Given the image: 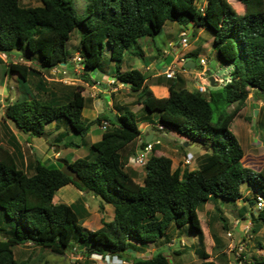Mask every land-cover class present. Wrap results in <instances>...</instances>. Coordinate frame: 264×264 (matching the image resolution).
<instances>
[{
    "label": "trees",
    "instance_id": "1",
    "mask_svg": "<svg viewBox=\"0 0 264 264\" xmlns=\"http://www.w3.org/2000/svg\"><path fill=\"white\" fill-rule=\"evenodd\" d=\"M40 1L41 5L24 6L20 0H0V53L19 54L31 62H10L6 72L17 73L24 80L39 77L38 94L8 103L6 118L25 134L38 137L46 133L48 123L60 117H66L73 130L83 136L104 119L110 125L102 138L91 144L88 156L64 160L77 172L74 177L65 174L62 165L39 158L29 174L10 150L0 146V212L10 220L7 236L1 237L6 228L0 225V264H26L16 257L14 247L29 242L60 255L72 248V242H80L85 263L93 254L123 259L136 244L147 245L162 237L167 243L174 227H190V233L197 234L203 243L201 206L216 197L241 199L251 206L259 195L264 198V167L256 171L243 164L244 149L231 129L246 106L250 89L264 94V0H237L244 6L242 12L229 0H207L204 10L199 0H85L84 13L76 6L77 0ZM168 20L211 30L221 61L236 64L231 81L204 94L178 86L171 79L170 94L157 97L141 69L122 70L125 53L143 57L139 39L157 36ZM78 27L83 30L76 50L83 59V76L89 77L101 67L109 48L117 80L139 92L138 103L149 115L157 116L164 130L210 148L199 167L190 170L179 165L174 169L173 159L158 155L160 144H155L145 164L143 183H139L122 154L128 144L142 136L141 148L148 143L136 114L127 110L116 118L104 114L85 121L83 86H70L71 91L64 86L65 90L57 92L50 88L43 76L62 63H72L66 46ZM233 104L236 106L229 111ZM215 111L218 119H214ZM69 144L77 145L73 141ZM70 183L100 197L101 209L112 205L113 219L103 217L98 229H85L80 220L89 211L81 199L71 204L54 201L56 192ZM246 183L253 188V197L244 195ZM251 218L257 232L264 225V207ZM201 258L197 264H217L206 251ZM123 260L177 264L163 251ZM253 264H264V256Z\"/></svg>",
    "mask_w": 264,
    "mask_h": 264
},
{
    "label": "rangeland",
    "instance_id": "2",
    "mask_svg": "<svg viewBox=\"0 0 264 264\" xmlns=\"http://www.w3.org/2000/svg\"><path fill=\"white\" fill-rule=\"evenodd\" d=\"M20 2L21 5L24 6L41 5L40 0H20ZM229 2L238 12H242L243 9L241 8L244 6L241 2H238L237 0H229ZM206 4L207 0H199L198 2L199 6H205ZM76 6L78 7L80 13H84L87 4L85 0H77ZM82 32L83 30H81L79 27L75 29L71 39L67 43L66 48L71 62L74 61V58L78 55L76 50H78ZM182 33H185L188 37L189 45L187 47H183L179 44ZM213 34L214 33L211 30H203L201 27H197L193 23L168 20L160 34L154 37L141 38L139 39V44L148 55L150 53L157 54L159 51L164 50L166 51L165 55H170L171 57H173L176 53L182 52L181 57H183L186 61L192 59L196 61V63H199L201 58H206L208 59L206 69L210 70L213 75H216L223 81H226L233 77V70L235 69L236 64L225 63L221 61L216 49H214V40L212 38ZM148 39L149 41H147ZM181 57L179 56L178 59L175 60V64L178 67L185 65V62H182ZM162 60L163 58H161V61ZM161 61L158 62V60L153 57L144 58L127 51L124 55L122 68L124 70L142 68L143 73L150 77L151 74L156 73L155 70L157 69L154 68L151 72H147L145 68L146 64L150 62L158 64L160 63L159 69H161L162 72L164 67L161 66ZM10 62H20L27 65L31 64L30 61L25 60L19 54L6 55L0 53V100L4 101V103L3 101L0 103V146L10 150V152L13 153V155L18 159L19 166L27 169L28 173L31 174L32 170L27 168L26 164L28 162L30 163L31 161H34L35 157H39L46 162L55 161L56 158H63L61 157L63 155L58 154L59 150L62 149V143L54 139V136H58L60 131H58L57 128L54 129L53 127H48L46 133H44L43 136H35L33 141L31 138H29V135L20 131L12 121L7 120L5 111L8 103L23 97L29 98L30 94L36 91L35 85H37L39 81V77L35 75L30 76L29 80H24L17 73L5 72L7 71L6 69ZM137 62L139 63L138 65L136 64ZM71 65H74V62H72V64L70 63L68 67H71ZM63 71L64 70H62V72ZM62 72L56 67L51 71L45 72L43 79H46L47 83L51 82L54 84H59V88L62 86H67V91H71L73 89L70 86H83L84 94L87 96L90 95V99L92 100L90 105L86 104V107L84 108L83 118L85 121L93 120L102 114L108 115L111 118H115V115L110 116L112 112L107 105V102L111 99L110 97L103 95L102 91H96L90 87V85L83 83L81 75H74L70 71H65V73ZM115 72L116 62L111 59L110 49L106 48L101 67L93 70V76H95L97 80L105 83L106 81L110 82L113 79L117 80L115 77ZM7 74H10V76H7ZM75 78H78L79 80L72 81ZM155 81L156 83L158 81V83H165L167 85L172 83V80L167 79L165 75L158 79L152 80L149 84L153 85ZM101 85L102 84H97V86ZM207 87L208 92L206 94H209L213 87ZM132 96L138 97L136 94ZM134 103H138V99H136ZM246 104L247 107L243 108V110H241L233 120L231 129L238 137V140L244 149V157L242 158L243 164L258 171L264 167V94L250 89L249 98ZM235 106L236 104L230 106L228 108L229 111L233 110ZM139 107L140 106L138 104L135 105V111H138V119H143L141 112L137 110ZM131 108L132 107H130V109ZM256 110H258L257 113ZM126 113L128 112L126 111ZM218 115L219 113L215 111L214 119H218ZM154 117L155 116L153 115L152 121L156 122L157 125L160 124L161 122L157 121V119ZM253 118H256L255 122L253 121ZM58 121L61 125V130L66 133L64 136L65 141H73L79 145L74 146L78 156H86L87 154H90L92 151L90 147L93 143L92 141L95 142L102 138V132L104 130L98 123L93 124L89 134L83 136L73 130L66 117H60ZM144 121L149 122V120ZM144 121H140L141 129H157V127H155L156 125L146 126V122ZM164 132H162L160 139L161 151L156 153L158 155L164 154L170 156L173 159L174 169L180 165L183 168L186 167L191 170L199 167L202 164V161L205 158L204 156L200 158L198 157L196 161H193L191 159L192 156L190 159L188 156L186 157L187 152L193 155V153L195 154L203 150L206 152L211 151L209 147L204 146L200 142H194L183 135L176 134L174 131L168 134H164ZM12 134L16 138L21 149L20 151L22 153V157H19L18 155L20 152H17V149H14L17 147L14 144L15 142L11 143L10 136ZM184 142L193 143L196 144V146L193 148L190 147L187 150L184 149ZM137 153L139 152L137 151ZM137 153H134L131 146L126 148L124 150V154L127 156L130 155V158L128 160L125 159L126 162H124L128 170L131 169L137 172L136 180L139 183H143V179L145 177V165H140L136 162ZM242 188L244 195L248 196L249 198L253 197L254 190H252L253 188L251 186L246 183ZM92 196L93 195L90 193L80 191L74 184H67L56 192L54 201L57 203L64 202L71 204L76 200L81 199L79 202H88L92 208L90 209L91 215L89 214V217L87 216L88 218H81L80 223H82L85 229L95 230L98 229L102 224L101 221L96 218V210L93 207L97 206V209H99L101 198ZM242 206H247L249 211L248 214L242 210L239 211ZM110 208L113 212V208L111 206ZM207 209H210L211 212L207 213ZM214 210L216 211L214 212ZM257 211L256 205L251 206L249 203H246L245 205L242 200L233 201L227 200L223 197H216L212 199V201H210L206 207L204 205L201 206L198 210V213L201 226L204 227V231L206 232L207 244L205 246V251L210 254L209 259H214L217 264H253L256 258L264 256V225H262L257 232L254 231V226L250 232H247L248 225L252 226L250 223L251 214H257ZM213 214L214 216H212ZM79 215L81 216L82 213L79 212ZM219 216H222V218L224 217V219H220ZM8 222H10L9 218H7L3 212H0V225L1 227L6 228L1 231V237L7 236L9 234L10 226L8 225L9 227H6V223ZM189 228L186 227L182 229V234L189 235ZM229 231L232 233L231 236L228 235ZM183 235L177 237L178 242L181 241V237H184ZM185 241H187L190 245V243L192 244L193 241H197L196 243H198L199 240L197 237H188V239L186 238ZM160 242L165 241L163 239L162 241L156 242L154 245L150 243L148 245V248L151 249L149 253H153L155 250L160 248V246H163V243ZM72 244V248L68 250L66 254L62 255L53 253L49 249L41 248L30 242L15 246L14 252L16 257L25 261L26 264H82V262H85L86 260V257L82 256L83 247L80 245V242H72ZM241 245H244L245 248L241 252V255H238ZM188 250H191V248ZM159 251H163L167 255L171 253L170 248L167 246H163V248H161ZM126 253L131 252L127 251ZM124 257L125 255H122V258ZM197 257L198 256L195 254L191 255V258L195 260H197ZM105 258L106 257L101 255L93 254L90 256V259L87 260L86 264H122V262H116L117 258ZM175 259L177 258L175 257ZM197 263L198 261H192L189 259L185 264Z\"/></svg>",
    "mask_w": 264,
    "mask_h": 264
},
{
    "label": "crops",
    "instance_id": "3",
    "mask_svg": "<svg viewBox=\"0 0 264 264\" xmlns=\"http://www.w3.org/2000/svg\"><path fill=\"white\" fill-rule=\"evenodd\" d=\"M212 38L214 40V36ZM147 41H149V39ZM153 43L155 44L154 41H153ZM143 52H144V56H143L144 58L145 57L146 58L153 57L156 60H158V62L161 61V58H163V60L161 61V66L164 67L163 69L167 68V66H169L172 63H174L175 60H177L179 56L181 57V54H182V52L176 53L173 57H171L170 55L166 56L165 55L166 54V51H164V50L163 51H159L157 54L150 53L149 55L147 54V52L144 51V49H143ZM77 54H79V53H77ZM136 64L138 65L139 63L137 62ZM159 64L158 63H153V62H150V63L146 64L145 68H146L147 72H151L154 68L157 69V70H155L156 73L151 74L150 77H148L146 81H147V85H149L150 89L153 91V93L157 97H167L170 94L169 84L167 85L165 83H158V81H157V83L155 81L153 85H150L149 84L152 80L158 79V78L164 76V74L162 73L164 70L161 72V69H159ZM62 65H63L62 70H65L66 72H69L70 71L74 75L75 74L81 75V77L83 79V83H85L86 85H90V87H92L96 91H98L100 89V91H102L103 95L108 96V97L111 98L107 102L108 103L107 104L108 105V108L112 112V114L110 116H114L115 115V118H116V117L122 115L123 113H125L127 110L133 111L136 114V116H138L137 115L138 114V111H135L136 110L135 105L138 104L140 107L137 110H139L141 112L142 118H143V119H138V117H137L139 125H140V121L141 120H142V122L144 120H149V122L148 121H144V122H146V124H145L146 126L152 124V122H153L152 121L153 115H149L148 112L144 111V106H143L142 103H134V101L136 99H138V97H139V92L138 91H133L131 89V87H130V84L124 83V82H121V81L115 79L116 82L113 85H110L109 84V81H106L108 83H106V82L104 83V82H101V81L97 80V78H95V76H93V74H94L93 72L90 74L89 77H86V76H83V72H80L79 74L76 73V72L74 73V65H71V67H68L70 64L67 65V64H63L62 63ZM199 67L202 68V66L199 65V63H196V69H192L191 68V70H189L188 72H185V71H182L181 70V71L177 72L176 77L173 78V79L176 80V84L178 86L186 87L187 89H189L191 91L197 90V87L201 84V80L195 75V71L198 70V69H200ZM139 69L142 70V68H139ZM122 70H124V69L122 68ZM7 76H10V74H7ZM169 80H171V79H169ZM98 82H99V85H100V83L102 85L101 86H97ZM48 84H49L50 88L52 90H54V92L65 90L64 86H62V87L59 88V84H54V83H51V82L48 83ZM37 85H38V83H37ZM37 85H35V88H36ZM221 85H223V84L220 83L219 86H221ZM85 90H87V89H85ZM31 94H34V95L35 94H38L37 93V90L35 92L31 93ZM83 94H84V90H83ZM135 94L138 95V97H133L132 96V95H135ZM84 96L86 98V104H89L90 105V103L92 102V100L90 99L91 96L90 95L87 96L85 94H84ZM130 107H132V108L130 109ZM245 107H247V104H246ZM102 115H104V114H102ZM149 118H151V119H149ZM154 118L157 119V116H155ZM48 127H50V128L53 127L54 129L57 128L58 131H60L59 134H58V136L57 135L54 136V139L62 143L61 144L62 149L59 150V153L58 154L59 155H63V156H61L63 158H56L55 161H49L48 160L49 161L48 163H50V164H52L54 166H60V165H62L60 163V161H64V160L74 161L77 158L86 157V156L89 155V154H87L86 156H83V155L78 156L76 154V150L74 149V146H79V145H71V144H69L70 141L69 142H66L65 141L64 135H66V133L61 130V125L59 124V121L58 120H55V121H52V122L48 123L46 125V131H47ZM99 128H100V126H99ZM103 132H102V134H103ZM162 132H164V134H168L170 132L172 133V131H169L168 132L167 130H163V131L162 130H157V129L156 130H150L148 128H143L142 129V134L146 137V141H147V138H149L150 140L154 139L155 137L161 139ZM175 133L176 134H179L177 132H175ZM34 137L35 136H29V138H31V140H33V141H34ZM10 139H11V143L15 142L14 144L17 146L15 148L14 147L13 148L14 149H17V152L18 151L20 152V154L18 156L19 157L20 156L22 157V155H21L22 153L20 151L21 149H20V147H19V145L17 143L16 138L13 136V134L10 136ZM142 141H143V136L140 137V138H138V139H136V140H134L132 143L128 144L123 149L122 154H123L124 160L125 159L128 160L130 158V155L127 156V155L124 154V150L126 148H128L129 146H131L132 149H133V151H134V153L135 152L137 153V151H139V149H141V142ZM92 142H94V141H92ZM187 143L188 142H184V149H187L188 150V148H190V147L193 148V147L196 146V144L188 143V145H187ZM14 151H16V150H14ZM158 151H161V150H158ZM206 153L207 152L205 150L199 151L198 153H195V154L193 153V155H191V154H189V152H187L186 157L188 156V158L190 159L191 156H192L191 159L193 161H196L198 157L199 158L200 157H203ZM37 158H39V157H37ZM39 159H41V158H39ZM16 160H17V162L19 164V161H18L17 158H16ZM35 160H36V157L34 158V161H31L30 163L28 162L26 164L27 165V168H29L30 170H32V172H33V166H34L33 164L35 163ZM22 165H23V163H22ZM25 170H27V169H25ZM129 171H131L134 174L135 178H136L137 172L135 170H131V169H129ZM70 184H72V183H70ZM92 197H94V196H92ZM239 200H241V199H239ZM209 202L210 201H208L204 206L206 207V205ZM242 202H244L245 205L247 203L246 201H243V200H242ZM110 206L113 208V206L110 205V204H105L104 205V209H101L100 208V205H99V209H97V206L96 207H93L96 210L95 216H96L97 219H99V221H101V219L103 217L107 221L108 220L110 221V220L113 219V217H114V213H113L114 212V208H113V212H112V209L110 208ZM85 207L88 209L89 214L91 215L90 209H92V208H91V206H90V204L88 202L85 203ZM241 210L244 211V212H246L247 214L249 213L247 206H242L239 209V211H241ZM206 211H207V213H210L211 212L210 209H207ZM215 211L216 210H214V212ZM212 216H214V214ZM88 217H89V215H88ZM202 229H203V234H204L203 243L200 242V239H199L198 235L195 234V233H190L189 235H183L182 234V229H177L175 227L172 228L169 231V234H171L172 239L169 242H167V243L160 242V243H163V246H167V247L170 248L171 253L169 255L166 254L170 258V260H172L173 262H175L177 264H185L186 261H188L189 259L192 260V261H198V263H199L202 260L201 253H202V251H205V246L207 244L206 232L204 231V227ZM182 235L184 237H181V241L178 242L177 237L178 236H182ZM185 236H186L187 239H188V237H197L199 241H198V243H196L197 241H193V243L192 244L190 243V245H189L188 242L185 241V239H186ZM162 239H164V237H162L160 239V241H162ZM184 241H185V243H184ZM157 242H159V241H157ZM155 243L156 242H153L151 244L154 245ZM148 245L149 244H147V245H137L136 244V247L135 248L128 249V251L131 252V253H125V254H123V255H125V257L123 259H129L132 256L133 257H136V256H153L154 253L158 252L161 248H163V246H160V248H158V249L156 248L157 250H155L153 253H149V251H151V249L148 248L149 247ZM189 248H191V250H188ZM193 254H195L196 256H198L197 257V260L191 258V255H193ZM175 257L177 259H175ZM114 258H117V261L116 262H122V264H134L132 261L123 260L119 256H114ZM83 263H85V262H82V264Z\"/></svg>",
    "mask_w": 264,
    "mask_h": 264
},
{
    "label": "built area",
    "instance_id": "4",
    "mask_svg": "<svg viewBox=\"0 0 264 264\" xmlns=\"http://www.w3.org/2000/svg\"><path fill=\"white\" fill-rule=\"evenodd\" d=\"M202 10L205 9V6H200ZM179 44L183 47H187L189 45V41H188V37L186 36L185 33H182L181 35V40L179 42ZM182 62H185L186 63V60L182 57L181 58ZM83 59H82V56L80 54H78L75 58H74V72L76 73H80V72H83V63H82ZM208 59L206 58H201L200 59V62H199V65L202 66L201 69H198L195 71V75L201 80V84L197 87V90H199L200 92L202 93H207L208 92V87L207 86H211L210 85V81H209V78H208V75L206 74V65H207V62ZM59 69V71L61 70L62 72V68H63V65L60 64L59 67H57ZM185 71V72H188L189 70H191L190 67H186L185 65L184 66H181V67H178L175 62L172 63L170 66H168L167 68L164 69L163 71V74L168 78V79H173L176 77L177 75V72L179 71ZM62 73H65V70L62 72ZM216 79H218L220 81V83L222 84H226L228 82L231 81V79H228L226 81H223L221 78L217 77L216 75H214ZM76 80H79L78 78H75L73 79L72 81H76ZM116 82V80H112L109 82L110 85H113L114 83ZM99 84V82H98ZM101 84V83H100ZM100 91V89L98 90ZM3 101V100H2ZM0 100V103L2 102ZM4 103V101H3ZM2 105V104H1ZM110 125V122L108 120H102V124H101V128L103 130H106L107 127ZM157 129L158 130H164V127L163 125L161 124H158L156 125ZM147 145L141 149H139V153L136 154V162L140 165H145L147 160H148V157H149V154L151 153V151L153 150V147L155 144H161V140L157 137H155L154 139L150 140V141H147ZM257 206V212H259L260 210H262V208L264 207V198L262 196H258L257 197V200H256V204ZM250 223L252 224L251 225H248L247 227V232H250L252 229H253V220L252 218L250 219ZM228 235H232V233L229 231L228 232ZM251 236V235H249ZM245 248L244 245H241V247L239 248V251H238V255H241V252L243 251V249ZM105 259H110V256L107 255Z\"/></svg>",
    "mask_w": 264,
    "mask_h": 264
},
{
    "label": "water",
    "instance_id": "5",
    "mask_svg": "<svg viewBox=\"0 0 264 264\" xmlns=\"http://www.w3.org/2000/svg\"><path fill=\"white\" fill-rule=\"evenodd\" d=\"M66 64V63H63ZM186 67H190L192 69H196V62L194 60H187L185 63ZM206 74L208 75L209 81H210V85L212 87H218L220 85V81L218 79L215 78V76L211 73L210 70H206ZM258 110H256L257 113ZM256 118H253V121L255 122ZM147 141H150L149 138H147ZM188 145V143H187ZM60 163L62 164V171L67 174L68 176L74 177L76 176L77 172L70 166L69 163L65 162V161H60ZM110 258H114V256L109 255Z\"/></svg>",
    "mask_w": 264,
    "mask_h": 264
}]
</instances>
